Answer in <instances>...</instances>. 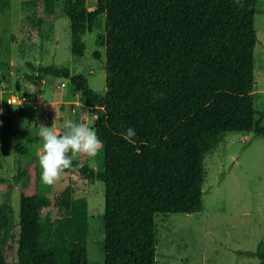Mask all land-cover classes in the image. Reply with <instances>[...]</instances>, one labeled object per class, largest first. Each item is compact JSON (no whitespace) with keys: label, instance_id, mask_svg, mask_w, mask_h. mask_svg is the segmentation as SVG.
<instances>
[{"label":"trees","instance_id":"trees-1","mask_svg":"<svg viewBox=\"0 0 264 264\" xmlns=\"http://www.w3.org/2000/svg\"><path fill=\"white\" fill-rule=\"evenodd\" d=\"M21 3L34 10L37 28L61 3L75 57L84 56L83 37L104 16V95L66 68L26 66L68 80L96 114L102 168L83 155L62 174L104 186L103 264H157L156 218L201 212L205 156L226 133L264 138L253 94L257 0H97L92 10L87 0ZM127 127L137 133L131 143L120 135ZM14 149L16 173L0 165V264H88L86 199L75 198L72 186L42 195L37 159L22 144ZM43 210L53 215L42 218ZM246 255L264 264V240Z\"/></svg>","mask_w":264,"mask_h":264},{"label":"rangeland","instance_id":"rangeland-1","mask_svg":"<svg viewBox=\"0 0 264 264\" xmlns=\"http://www.w3.org/2000/svg\"><path fill=\"white\" fill-rule=\"evenodd\" d=\"M96 1L87 0V9L92 10ZM256 7L253 94L256 109L264 112V0H257ZM54 9L53 21L37 28L32 8L21 0H0V165L2 173L10 177L19 162L15 144L26 146L38 161L43 143L41 125L52 126L59 133L63 121L71 118L94 129L96 118L68 80L40 77L26 64L66 68L72 75L84 76L94 93L104 95L106 91L104 16L83 37L84 56L75 57L70 50L69 19L61 3ZM86 158L92 169L102 168V150L95 158ZM204 169L201 212L156 218L157 264H259L255 256L246 254L253 253L264 240V138L253 133H226L205 156ZM40 174L39 166L42 195H58L72 186L75 198L86 199L88 264H103V184L61 174L49 186L42 183ZM11 202L18 221V185H13ZM42 214V218L53 215L47 210Z\"/></svg>","mask_w":264,"mask_h":264},{"label":"clouds","instance_id":"clouds-1","mask_svg":"<svg viewBox=\"0 0 264 264\" xmlns=\"http://www.w3.org/2000/svg\"><path fill=\"white\" fill-rule=\"evenodd\" d=\"M62 128L59 133L52 126L41 125L39 128V137L43 143L38 163L40 179L45 185H53L66 169L73 166V158L77 155L85 154L95 158L103 147V141L96 131L85 123L69 118L63 121ZM120 135L131 143L137 133L132 127H127Z\"/></svg>","mask_w":264,"mask_h":264}]
</instances>
